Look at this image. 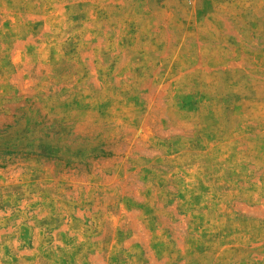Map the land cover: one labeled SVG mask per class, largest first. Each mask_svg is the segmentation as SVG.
<instances>
[{
	"label": "rangeland",
	"instance_id": "obj_1",
	"mask_svg": "<svg viewBox=\"0 0 264 264\" xmlns=\"http://www.w3.org/2000/svg\"><path fill=\"white\" fill-rule=\"evenodd\" d=\"M0 264H264V0H0Z\"/></svg>",
	"mask_w": 264,
	"mask_h": 264
}]
</instances>
